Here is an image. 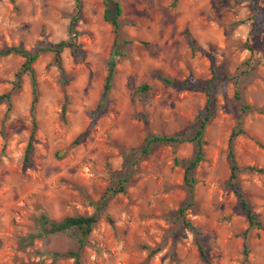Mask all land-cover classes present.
Returning <instances> with one entry per match:
<instances>
[{"label": "rangeland", "instance_id": "obj_1", "mask_svg": "<svg viewBox=\"0 0 264 264\" xmlns=\"http://www.w3.org/2000/svg\"><path fill=\"white\" fill-rule=\"evenodd\" d=\"M117 1L122 24L115 35L103 17L105 1L80 0L78 50L61 52L64 75L51 50L38 54L33 114L29 74L15 87L24 58L0 52V94L11 93L9 109L0 103V264H75L53 255L76 250L72 236L31 242L26 236L37 231L41 215L91 214L87 196L97 200L122 179L125 191L110 196L80 264H264V229L252 228L244 239L247 220L227 185L228 138L238 123L244 130L234 138L238 165L264 167V66L257 64L264 60V0ZM74 8V0H0V51H35L67 39ZM214 72L234 79L212 83L213 116L202 137L204 159L192 170L187 225L178 209L188 200L183 175L192 142L134 151L153 135H191L204 109V91L163 77L206 81ZM141 84L148 89L139 91ZM242 103L250 108L243 111ZM237 186L264 224V175L240 171Z\"/></svg>", "mask_w": 264, "mask_h": 264}, {"label": "trees", "instance_id": "obj_2", "mask_svg": "<svg viewBox=\"0 0 264 264\" xmlns=\"http://www.w3.org/2000/svg\"><path fill=\"white\" fill-rule=\"evenodd\" d=\"M74 1H75L74 14L70 17V20H69V24H68L69 37L67 39H63L58 42H55L46 48L44 47L38 48L35 51H29V50H26V49H23L17 46L4 48L0 51L4 55L10 54V53H17V54H20L24 58L19 69L16 71V74H15V77H16L15 87H20V82H21L23 74L28 73L30 76V84H31V92H32V101H31V107H30V111L32 114L34 112V107L37 102V94H38L35 74L32 68V63L36 60V58L38 57V54L44 49L51 50L53 52L54 64L57 66L59 72L62 75H64L65 72H64V69L61 63V58H60L61 52L63 51V49L69 48L71 53L75 54L78 50V44L75 41L78 31L74 28V23L79 19L81 6H80V0H74ZM104 1H105V9H104L103 17L108 23H110L112 30L114 34L116 35L122 24L120 20V15L122 11L120 3L117 0H104ZM190 42L192 44V47L194 48L195 47L194 40L190 39ZM117 53L118 51L115 48L111 52V57L108 61V72L105 78L104 92H106L110 88V82L112 80L113 73H114L115 55ZM257 64H261L264 66V60ZM162 79L168 85L180 86L184 89L204 91L206 95L204 109L199 113L197 120H196V125L193 128V133L191 135H188V133L184 131V132L175 133L172 135H153L150 137H146L145 144L143 145V147L139 149H135L134 152H136L138 156H140L141 154L148 153L153 144L176 145L178 143L185 142V141L192 142L193 152H192V155L186 160V163L184 166V175H183L184 184L187 186L188 200L184 202V204L178 209V215L181 218L182 222L189 225V222H187L184 218V210L186 206H189L192 204L191 200H189L191 199L192 187H193V182H194V177L192 176V170L196 167V165L200 161L204 159V153L202 150V137H203L206 125L209 123L210 119L213 116V106H212V99H211V93H210L212 89V83L216 80H229V79H234V78L233 77L230 78V76H228L227 74L217 75L214 72L212 73L211 78L206 81L197 80L192 76L185 77L182 80H178L172 77H163ZM148 87H149L148 84H141L137 86V89L139 91H146ZM235 97L237 99H241V94L238 90L235 91ZM0 103H5L7 105V109H9L11 105V93L7 92V93L0 94ZM241 107L243 111L250 108V106L245 103H242ZM35 126H36V122L33 119L32 129L30 131L29 139H28V142L25 148V154H24V160L26 162L29 160V153L32 147V137L35 131ZM242 133H244V130L240 127L238 123L232 129L230 136L228 138L227 159L229 161L230 175L227 180V185L228 187L232 189L235 196L237 197L238 203H237L236 211L244 214V216L246 217L247 227L243 232L244 239H246L249 230H251L252 228L264 229V224L262 223L258 215L254 212V210L250 206L244 193L238 188L237 177L240 171L255 172V173L264 175V167H256L254 165H248V166L241 167L238 165L236 158H235L233 145H234V138ZM181 162L182 161L180 159L175 158L176 165L180 164ZM124 182H126V179H122L118 183V185L114 187L107 188L97 200H91L87 196L89 205L92 206L94 209L91 214H77V215L65 216L61 218L60 220H53V219H50L46 215H41L38 220L39 226H38L37 231L32 234H29L28 236H26V238L28 239L29 242H31L34 238H39L47 234H54V233H64L65 234L66 233L75 239L76 243L78 244L77 249L69 250L61 254L55 252L53 253V255L54 256H58V255L70 256L74 258L75 264H80V250L82 249L87 236L92 231L94 225L98 221V218L102 216L103 211L108 203L110 196L117 192L125 191ZM106 218L109 221H111L110 216L106 215ZM244 245H245L244 251L247 252V244L245 243ZM199 250H200L201 255L203 256V250L200 245H199Z\"/></svg>", "mask_w": 264, "mask_h": 264}]
</instances>
